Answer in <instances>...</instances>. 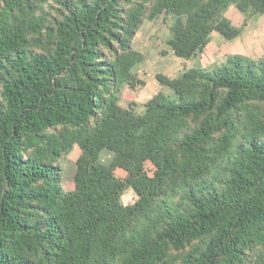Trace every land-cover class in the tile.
<instances>
[{"label":"trees","instance_id":"16d2710c","mask_svg":"<svg viewBox=\"0 0 264 264\" xmlns=\"http://www.w3.org/2000/svg\"><path fill=\"white\" fill-rule=\"evenodd\" d=\"M230 6L264 15V0H0V264H264V58L158 74L176 100L119 104L145 85L144 19L174 14L166 45L190 59L241 34Z\"/></svg>","mask_w":264,"mask_h":264},{"label":"rangeland","instance_id":"374dc122","mask_svg":"<svg viewBox=\"0 0 264 264\" xmlns=\"http://www.w3.org/2000/svg\"><path fill=\"white\" fill-rule=\"evenodd\" d=\"M225 16L232 25L242 29L241 34L228 41L219 34L212 33L210 42L204 50L190 59L176 57L166 45L174 14L161 13L153 20L144 19L132 42V49L144 57L141 64L134 69V73L145 85L138 86L135 90L125 86L121 93L120 106L123 108L132 106L137 114H141L144 112L145 103L159 92L176 100L175 94L169 88L158 83L156 80L158 74L173 79L190 68L211 70L233 55L253 61L264 58V15H255L246 20L234 6H230ZM79 155L80 150L75 146L72 152L60 161L63 169L62 187L65 192L74 191L73 176ZM111 159L110 152H102L101 163L108 164ZM136 200L137 196L131 189L125 190L120 199L123 206L131 205Z\"/></svg>","mask_w":264,"mask_h":264}]
</instances>
